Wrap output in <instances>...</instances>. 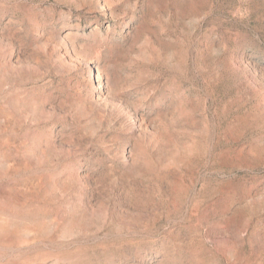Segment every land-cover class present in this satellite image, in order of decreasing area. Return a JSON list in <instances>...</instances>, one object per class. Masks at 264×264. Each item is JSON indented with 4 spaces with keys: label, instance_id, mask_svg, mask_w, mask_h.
Instances as JSON below:
<instances>
[{
    "label": "rangeland",
    "instance_id": "374dc122",
    "mask_svg": "<svg viewBox=\"0 0 264 264\" xmlns=\"http://www.w3.org/2000/svg\"><path fill=\"white\" fill-rule=\"evenodd\" d=\"M0 264H264V0H0Z\"/></svg>",
    "mask_w": 264,
    "mask_h": 264
}]
</instances>
